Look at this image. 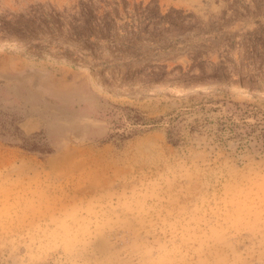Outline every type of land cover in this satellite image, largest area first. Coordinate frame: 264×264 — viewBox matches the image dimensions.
Returning <instances> with one entry per match:
<instances>
[{
	"label": "rangeland",
	"instance_id": "1",
	"mask_svg": "<svg viewBox=\"0 0 264 264\" xmlns=\"http://www.w3.org/2000/svg\"><path fill=\"white\" fill-rule=\"evenodd\" d=\"M263 134L264 0H0V264H264Z\"/></svg>",
	"mask_w": 264,
	"mask_h": 264
},
{
	"label": "trees",
	"instance_id": "2",
	"mask_svg": "<svg viewBox=\"0 0 264 264\" xmlns=\"http://www.w3.org/2000/svg\"><path fill=\"white\" fill-rule=\"evenodd\" d=\"M231 125L234 127L236 125H234V122L233 124L231 123ZM18 130V129H17ZM34 137V136H33ZM262 139H263V143H264V134L262 135ZM39 144H40V141H38ZM38 145L34 144V143H29V141L27 140H22V147L26 148V149H29V150H35V149H40L42 151H45L46 153H48V149H46L45 147H40L41 144L37 147Z\"/></svg>",
	"mask_w": 264,
	"mask_h": 264
}]
</instances>
